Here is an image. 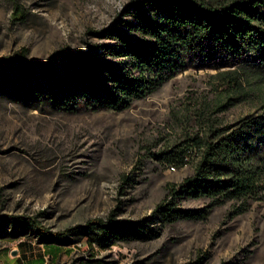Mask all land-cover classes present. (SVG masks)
I'll use <instances>...</instances> for the list:
<instances>
[{"label":"rangeland","instance_id":"rangeland-1","mask_svg":"<svg viewBox=\"0 0 264 264\" xmlns=\"http://www.w3.org/2000/svg\"><path fill=\"white\" fill-rule=\"evenodd\" d=\"M130 1L0 0V58L25 48L26 59L47 62L115 43L108 28L125 29ZM239 71L189 66L126 108L68 110L33 90L44 83L39 68L0 63V264H264V196L239 211L235 199L179 194L200 216L163 223L154 214L171 185L194 175L208 119L225 125L259 111L264 79L219 108L238 96L228 80ZM94 218H145L146 229L84 246L77 226Z\"/></svg>","mask_w":264,"mask_h":264},{"label":"trees","instance_id":"trees-1","mask_svg":"<svg viewBox=\"0 0 264 264\" xmlns=\"http://www.w3.org/2000/svg\"><path fill=\"white\" fill-rule=\"evenodd\" d=\"M125 12L131 16L121 21L125 29L118 23L110 26L115 43L100 44L101 49H62L43 62L26 59L27 50L21 48L0 58V63L18 61L27 73L39 68L44 83L33 90L68 110L81 105L92 110L126 108L189 66L240 67L243 77L228 80L238 96H228L219 108L244 98L253 82L264 79V0H131ZM15 14L21 18L24 12L17 6ZM55 61L62 63L61 70ZM207 124L194 175L178 187L171 185L170 193L155 206L154 214L163 223L200 216L199 210L178 205L179 194L235 199L239 211L264 196V98L259 111L231 124L215 125L211 119ZM145 226V218H94L77 227L85 229L80 239L84 246L93 242L104 246L108 235L139 234Z\"/></svg>","mask_w":264,"mask_h":264},{"label":"crops","instance_id":"crops-1","mask_svg":"<svg viewBox=\"0 0 264 264\" xmlns=\"http://www.w3.org/2000/svg\"><path fill=\"white\" fill-rule=\"evenodd\" d=\"M52 248H53V247H50V249H52ZM53 249H55V248H53ZM39 264H44V261L41 260V261L39 262Z\"/></svg>","mask_w":264,"mask_h":264}]
</instances>
